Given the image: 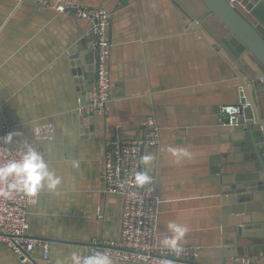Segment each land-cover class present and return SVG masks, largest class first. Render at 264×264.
<instances>
[{
  "label": "crops",
  "instance_id": "obj_1",
  "mask_svg": "<svg viewBox=\"0 0 264 264\" xmlns=\"http://www.w3.org/2000/svg\"><path fill=\"white\" fill-rule=\"evenodd\" d=\"M76 2L111 16L106 115L86 109L93 80L81 104L85 93L71 66L78 57L92 62L94 79L90 24L59 14L56 0H0V133H18L12 146L31 144L63 178L57 193L43 191L27 206L28 236L50 240L49 257L37 246L23 263L0 246V264H59L73 252L89 255L88 245L120 241L123 198L105 190L106 144L140 138L149 119L160 142L142 152V158L151 157L142 167L151 181L141 189L158 199L159 244L169 222L181 223L189 228L182 247L201 248L193 264H236L231 257L239 242L250 241L233 232L234 205L225 194L245 177L253 156L240 147L236 129L223 125L217 109L241 103L240 75L255 76V60L244 55L238 72L198 31L205 11L200 0ZM260 105L264 114V95ZM39 130L43 137H37ZM173 149L189 155L174 156ZM250 257L255 258H238Z\"/></svg>",
  "mask_w": 264,
  "mask_h": 264
},
{
  "label": "built area",
  "instance_id": "obj_2",
  "mask_svg": "<svg viewBox=\"0 0 264 264\" xmlns=\"http://www.w3.org/2000/svg\"><path fill=\"white\" fill-rule=\"evenodd\" d=\"M55 10L59 14L85 20L91 26L96 67L94 86L86 109L91 113L106 115L112 87L111 16L103 9L85 7L76 0H56ZM245 107L242 104L223 105L217 109V115L220 120H228L229 125L236 126ZM143 126L145 130L138 139H114L106 144L103 181L107 194L123 198L121 239L88 245L86 250L89 255L97 251L106 252L114 262L124 264H193L192 260L199 256L200 247H182V252L177 255L159 244L156 231L157 196L154 192L140 189L136 183L135 176L142 173V148H155L160 142L159 130L153 120H146ZM8 133L4 130L0 137ZM36 135L43 137L44 132L39 130ZM23 151L24 148L0 143V165L8 160L19 159ZM4 191L5 184L0 181V246L7 247L23 263L30 260L37 246L43 247L44 256L48 258V244L28 236L27 206L33 198L20 191L5 196ZM235 262L256 263L252 258H237Z\"/></svg>",
  "mask_w": 264,
  "mask_h": 264
},
{
  "label": "water",
  "instance_id": "obj_3",
  "mask_svg": "<svg viewBox=\"0 0 264 264\" xmlns=\"http://www.w3.org/2000/svg\"><path fill=\"white\" fill-rule=\"evenodd\" d=\"M205 8L198 20V31L203 30L214 42L215 49L222 50L236 64L239 72L244 55L252 57L258 67L255 76L240 75L243 85L240 88L242 105L246 106L236 126L228 120H221L224 126L236 129L241 148L252 155L251 166L245 177L236 179L231 187L233 208L230 221L233 232L249 243L239 242L235 256H253L255 264H264V114L260 98L264 95V0H200ZM91 58V57H90ZM76 84L81 87V104L87 103L90 82L93 80L92 62L83 63L78 57L71 63ZM244 75V76H243ZM239 105V104H237ZM140 168L142 171V152ZM141 189V185H139ZM50 242V240H44ZM251 258V257H250ZM31 260V258H30Z\"/></svg>",
  "mask_w": 264,
  "mask_h": 264
},
{
  "label": "clouds",
  "instance_id": "obj_4",
  "mask_svg": "<svg viewBox=\"0 0 264 264\" xmlns=\"http://www.w3.org/2000/svg\"><path fill=\"white\" fill-rule=\"evenodd\" d=\"M18 133H8L0 137V143L11 145ZM172 154L177 157L188 156L184 149H173ZM151 157L144 156L142 163L150 162ZM78 167V164L73 165ZM136 183L144 185L150 183L151 177L137 173ZM0 181L5 184L3 195L8 196L14 192H23L29 198H37L43 191L57 193L63 183V178L52 170L44 158L31 144H25L24 151L19 159L8 160L0 165ZM168 235H165L160 243L179 255L182 252V244L186 239L189 228L181 223L169 222ZM59 264H115L113 258L106 252L97 251L90 255H81L73 252L70 258H65Z\"/></svg>",
  "mask_w": 264,
  "mask_h": 264
}]
</instances>
